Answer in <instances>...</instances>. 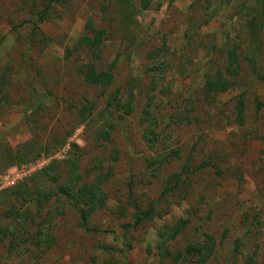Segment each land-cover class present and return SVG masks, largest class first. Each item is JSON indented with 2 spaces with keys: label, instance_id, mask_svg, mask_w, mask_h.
I'll return each instance as SVG.
<instances>
[{
  "label": "rangeland",
  "instance_id": "1",
  "mask_svg": "<svg viewBox=\"0 0 264 264\" xmlns=\"http://www.w3.org/2000/svg\"><path fill=\"white\" fill-rule=\"evenodd\" d=\"M145 5L0 0V264H264V0Z\"/></svg>",
  "mask_w": 264,
  "mask_h": 264
},
{
  "label": "trees",
  "instance_id": "2",
  "mask_svg": "<svg viewBox=\"0 0 264 264\" xmlns=\"http://www.w3.org/2000/svg\"><path fill=\"white\" fill-rule=\"evenodd\" d=\"M151 0H145V3L147 6L150 3ZM103 33L104 30H100L98 31V33L94 36V38L90 37V36H86L85 40L90 43L91 45L94 46H99L100 43L103 40ZM85 42V41H84ZM83 73L85 74V79L87 82L92 83V84H101V85H109L111 83V79H112V74L110 70L107 71H103V70H98L94 65H90L87 66L86 70L83 69L82 70ZM231 82L226 80L225 78H223L222 76H218V78L215 77H210L207 80V88L209 91H213V92H219V91H224L226 89H228L231 86ZM91 113V111L89 112ZM108 124V121L106 122ZM111 127V126H110ZM110 133L107 132L105 134L106 138H109ZM21 183V182H20ZM75 190V189H72ZM99 192L95 191V187L93 186H88V185H84L82 188L79 189V194H81V196L83 197V201L89 205L88 210H86L82 217L84 219V221L86 222L87 220V216L91 213L92 209H96V207H100L101 205H103V196L102 194H98ZM99 204V205H98ZM151 208L150 210L146 213L148 214H152L153 212H151ZM141 217H139L137 219V221H140ZM173 227H170V229H172ZM176 235V231H174L172 234H168L167 231H162L160 233V236L165 240L168 237H174Z\"/></svg>",
  "mask_w": 264,
  "mask_h": 264
},
{
  "label": "built area",
  "instance_id": "3",
  "mask_svg": "<svg viewBox=\"0 0 264 264\" xmlns=\"http://www.w3.org/2000/svg\"><path fill=\"white\" fill-rule=\"evenodd\" d=\"M41 162L42 161H37L36 164H31L27 165V167H18V166H13L11 168L14 169H8L6 173L2 174L0 176V189L4 187H9L14 185L16 182H18L20 179L23 177L29 175L33 171H36L37 168L41 167Z\"/></svg>",
  "mask_w": 264,
  "mask_h": 264
}]
</instances>
